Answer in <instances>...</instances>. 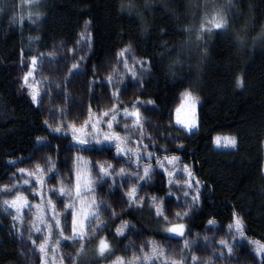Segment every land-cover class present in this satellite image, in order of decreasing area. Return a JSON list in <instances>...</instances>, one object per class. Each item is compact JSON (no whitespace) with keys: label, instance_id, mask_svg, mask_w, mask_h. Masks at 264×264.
<instances>
[{"label":"trees","instance_id":"obj_1","mask_svg":"<svg viewBox=\"0 0 264 264\" xmlns=\"http://www.w3.org/2000/svg\"><path fill=\"white\" fill-rule=\"evenodd\" d=\"M39 4L38 22L25 19L17 24L10 23L11 17L20 15L22 7L25 16L31 10L25 0L0 4V182L14 162L42 153L53 155L58 165L71 162L65 155L71 138L49 130L48 106L43 110L32 104L23 77L33 51L74 48L88 24L91 43L83 75L71 76L69 81L66 75L58 78L71 101L67 118L84 113V106H94L95 92H89V86L96 68L130 46L147 66L135 99L145 106L141 111L148 150L158 159L180 157L179 164L191 168L201 185L200 203L174 223L157 217L149 203L121 214L117 205L127 198L121 190L102 185L96 193V200L104 201L101 230L83 241L85 255L73 264H110L115 256L129 257L148 241L181 243L205 232L209 220L217 233L224 234L233 224V213L242 222L245 241L264 245V0H235L223 13L226 24L211 31L210 0H39ZM237 76L242 78V88L236 87ZM188 87L202 99L197 107L198 128L186 135L170 126L169 120ZM52 98L63 105V97ZM216 135L235 137V149L216 150ZM113 152L108 148L83 153L92 162L112 163ZM150 166L156 170L141 192L163 199L168 194L167 180L155 162ZM113 209L119 218L112 217ZM123 222L134 227L117 236L116 228ZM177 223L185 225L183 238L166 232ZM13 224L0 198V264H24ZM101 237L107 238L115 256L96 255ZM240 253L250 258L251 247L243 244ZM34 259L38 264V256ZM258 264H264V257Z\"/></svg>","mask_w":264,"mask_h":264},{"label":"rangeland","instance_id":"obj_2","mask_svg":"<svg viewBox=\"0 0 264 264\" xmlns=\"http://www.w3.org/2000/svg\"><path fill=\"white\" fill-rule=\"evenodd\" d=\"M234 1L235 0H210L209 8L211 10L209 11L207 22H209L214 15L221 14L223 16L224 15L223 13L230 10ZM90 43L91 40H90L89 27L88 24H86L83 27L79 36L78 43L74 48L67 49L64 47H57L46 53L33 51L30 60V66L26 73H28L29 70L32 69V75L29 77V83L32 84L34 87H36L37 90L40 92V97L38 98L39 100L38 105L41 107V109L44 110L48 106L47 123L50 125V128L54 129L57 126H61V125H75L77 128H80L84 125L86 120L91 119L94 122L97 118H101L103 121L101 128L103 131H107L108 130L107 120L110 119V117H103L102 114L105 112H110V110H112L113 108L114 103H116V101L112 99V92L119 89L120 90L118 92L119 105H122L124 107H129L130 110L132 103L137 101L135 99L136 92L140 86V82L142 81L143 78H145L147 74L146 62L137 59L133 54L132 50L130 52L124 53V55L122 56L119 55L120 53L123 52L124 50L123 49L122 51L113 54L106 63L102 64V66L96 68L95 70L96 75L89 86L90 88L89 92H91V90H94L95 92V102L93 104L94 106H89V105L86 107L84 106V113L82 114L72 113L71 118H67L66 107L71 101L67 100L68 97L64 94L63 90L66 89L64 88L65 83L63 82V84L61 85V80L58 78L60 76L62 77L66 75L67 76L66 81H69L71 76L83 75L82 65L85 61L87 54L89 53ZM33 57L37 59V63L35 66L31 64ZM118 60L121 61L119 64L117 63ZM124 61H127L128 64L127 69H125L124 67ZM74 64L77 65L76 70H73L72 68ZM114 68L118 69L120 76L124 77L123 81L116 80V89H113L106 84V81L108 80V77L112 74V70ZM133 71L137 73V76L139 77V81L133 79L132 77ZM23 86H24V82H23ZM26 90L29 95V91L27 88ZM181 94L179 96L175 109L181 103ZM54 95H56V97L59 96L63 97V103H62L63 105H61L60 102L53 103V101L50 100V98L54 97ZM50 102L52 103L50 104ZM198 105L199 102L197 104V107ZM141 107L143 108L145 106L140 102L139 111L141 112V127L143 131L142 138L140 136V130L139 129L133 130L132 128V126L134 125V120L132 118H125L123 116V107L120 108V114L117 116V121L114 124V130L117 131L121 136H125V135L130 136V142L126 145V147L133 148L135 151H140L143 153V156L140 161L141 164L140 174L143 175V167L149 166L150 162L152 161L155 162L156 165L157 158L153 156V158L149 160L146 155V153L150 151L148 150L149 142L146 143L147 134L146 132H144L145 118L144 116H142ZM148 107H146V109ZM175 109L169 120V125L180 130L186 135L190 134L187 130H184L183 128L175 124ZM126 124L128 125V129H129L127 131L125 130ZM88 130L90 129H86V131ZM195 130L196 129H193L191 132ZM63 132H68V129L63 128ZM59 135L68 136L71 138L70 133L68 135H64V134H59ZM217 136L221 138L233 137L230 135H216L215 137ZM100 138L102 139V136ZM77 147L78 146L71 139V144L68 146V153L65 154L66 157L69 159V161H71L68 164H66L64 161L65 164L61 165L60 163V165H58L53 155H48L47 152L42 153L31 160H25L20 163L14 162L11 166V170L8 173V175L0 182V189H3L6 186L11 188L12 185L15 184L20 189L27 188L28 191H26L24 194L26 196L31 197L32 191H40L41 189L39 186L35 185L34 178L29 179V177H27L26 175L22 176L19 173V168H24L26 169V171H30L35 174L38 168L47 169L52 165H54L55 169L53 173H48V172L44 173L46 182L43 190L46 193L45 198H47V195L49 194V189H58L60 187L61 179H63L65 184H67L70 174L73 176V184H74V174L78 166L81 167L82 171L88 170L87 167H84V165L92 161L88 159L83 152H88L94 149L98 153H100L103 152L105 149L110 148L114 150L113 157L115 154L114 147L112 145H107V144L93 145L91 149H85L83 151H77ZM213 147L216 150H234L236 146L234 148L225 147L223 146V139H222L221 146L217 147L213 143ZM77 157H81L82 159L77 160ZM63 160H65L64 156L62 157V162ZM101 160L103 159H98L96 164L106 163L105 161H101ZM117 160H119L120 162H117ZM124 160H126V157L114 159L112 163H106V164L114 165L116 172H118L121 167H124L126 172H133V167H130L127 163H124ZM160 160H163V158H161ZM49 161L52 162V165L49 164ZM166 168L169 172L173 173V175L166 177L163 174V171L158 168L167 180L168 194L165 198L157 200V205H160L161 202H163L162 207L164 210V216L167 217V221H165L163 217L160 218H162L166 223H174L184 219L185 218L184 213L189 214V212L195 209L197 205H195L191 210L188 209L185 204V198L183 196V191L185 189L177 187V185H184L188 182V177L184 176L182 171L183 165L179 163L177 166L166 164ZM262 174L264 176V163H263ZM92 178L95 179V176H93ZM24 179H29V185H23ZM169 180H171L172 182L170 187L168 185ZM149 182H150V178L147 182H140L139 185H137L129 181L127 177L121 179V177L117 176L115 179V187H110V185L113 183L110 179H107L106 183H104L103 185L105 187H108L109 189L117 188L118 190L122 191L121 193L123 195L128 189L138 186L139 187L138 194L140 196H143V193L141 192L142 188L143 186L147 185ZM191 182L193 183V194H195L196 180L193 178ZM122 183L125 185V187L120 186ZM169 192H171V195H169ZM0 198L3 203L5 199L10 200L12 197L10 195H5L3 192H0ZM53 199L54 202H56V198ZM187 199L190 202L191 195ZM39 202H40L39 197H36L35 199H30V203L32 204ZM97 203L99 202L97 201ZM58 211L64 214L62 204L58 206ZM177 213L181 214L182 217L181 219H177L176 216ZM12 214L15 215V212L13 211ZM32 215L33 212H28L27 216H25L23 220L18 219L15 222L21 241V251H22L21 256L23 257L24 264H36L34 259L35 256H38L39 258L38 264H41L42 254L38 249H39V244L43 241L38 238V234H36L34 231H31V220L29 219V217ZM91 223L92 225L99 226L101 228L103 221L102 220L100 221V219H98V220H93ZM126 231L127 228L124 230V234L126 233ZM58 232L59 230H54V235L51 240V247H48L46 249V260L48 261V264H73L81 242L74 243L70 240H63L62 238L59 237ZM86 232H87V226H86ZM94 234L96 233H93L92 235H86L85 239L92 237ZM65 235H71L70 230L68 233H65ZM34 239L36 240L35 245L32 243ZM57 239L60 240L58 246L55 243ZM185 240L193 241L192 245L188 249H184L183 247ZM185 240L181 243H168V242L160 243L157 241L154 242L157 244V246L162 247L169 257L179 259L181 253H183V255L187 260V264H193L191 260V257L193 255L197 257V264H209V262L210 264H258L260 259L264 257V252H262L260 255H257L258 244L245 241L243 236H240L235 232L234 228H232V230L230 231V227L224 234H219L214 230V225L208 224L207 230L205 232H203L202 234H192ZM221 240H225L228 242V245L231 247V252H229L228 248L220 244ZM149 242L152 241H148V243L145 246L138 248L137 251H132L131 252L132 255H129V257L127 258L131 259L134 253L137 255H141L142 249L145 252L149 251L151 248ZM243 244H246L251 247L252 256H250V258L247 255L240 253V249ZM52 247L56 248L55 253L52 252ZM110 264H112V262ZM156 264H163V259L157 260Z\"/></svg>","mask_w":264,"mask_h":264},{"label":"snow or ice","instance_id":"obj_3","mask_svg":"<svg viewBox=\"0 0 264 264\" xmlns=\"http://www.w3.org/2000/svg\"><path fill=\"white\" fill-rule=\"evenodd\" d=\"M27 6L30 11H28L27 16L23 14V7L21 8L20 15H13L11 17L10 23L17 24L18 22L22 23L25 19L31 21L32 23H36L40 20L41 14L36 11L39 8V0H25ZM3 3V0H0V4ZM122 10L125 7L121 6ZM133 6L131 4L127 5V9L129 12L132 11ZM0 12H3L0 9ZM211 30H220L226 24L223 16L221 14L214 15L209 21ZM203 28V26H202ZM131 47L124 49L122 53L119 55H124V53L130 52ZM121 61H117L119 64ZM37 63V59L33 57L31 64L35 66ZM125 69L128 68L127 61H124ZM73 70L77 69V65L72 66ZM32 75V69L29 70L23 77L24 86L29 91V96L31 102L34 106H38L40 97V92L29 83V77ZM132 77L134 80L139 81V77L135 71L132 72ZM124 77L120 76L119 70L114 68L112 70V74L108 77L106 84L113 89H116V80L123 81ZM236 87L242 88L243 81L241 77L236 78ZM120 90L112 92V99L116 101L114 103L112 110L110 112H105L102 114L103 117H110L107 120V131H103L101 125L103 123L101 118H97L94 122L89 119L86 120L84 125L80 128H77L75 125H61L56 128H50L51 132L56 134H71L72 141L78 146L77 151H83L85 149H91L93 145H112L115 149V154L113 159L124 158V163H127L130 167H133V172H126L124 167H121L118 172H116L114 165L112 164H96L95 162H88L84 167H87V171H82L81 167H77L74 174V184H73V176L70 174L67 184H65L64 180L61 179L60 187L58 189H49V194L46 197V193L43 188L45 185V177L44 173H53L55 166L52 165V162L49 161V164L52 165L47 169H37L36 173L26 171L24 168H19V173L22 176H27L29 179L34 178L35 185L40 187V191H32L31 197L26 196L24 193L28 191L27 188L20 189L15 184L12 185L11 188L4 187L0 189V192H3L5 195H10L12 198L5 199L3 201L4 211L8 212L9 215L12 216V220L14 222L13 227H15V222L20 219L23 220L25 216H27L28 212H33V215L29 217L31 220V231H34L38 234V238L43 242L39 244V251L41 255V264H48L46 260V249L51 247V240L54 235V230H59L58 235L63 240H70L72 242H81L79 250L77 251L76 258L79 259L85 255V244L82 241L85 240L86 235H92L93 233L98 234L101 228L99 226L92 225L93 220H98L101 214V206L104 204V201H100L97 203L96 193L98 188L102 187L104 183H106L107 179H110L113 183L110 187H115V179L117 176L121 177V179L127 177L129 181L134 184L139 185L140 182H147L153 172L156 170L153 167L144 166L143 167V175L140 174V161L143 156V153L140 151H135L133 148L126 147V145L130 142V136L125 135L121 136L117 131L114 130V124L117 121V116L120 114V108L123 107V116L125 118H132L134 120V125L132 126L133 130L139 129L140 136L143 137V131L141 127V112L139 111L140 101L137 100L132 103L131 110L129 107H124L119 105L118 102V92ZM152 103V102H149ZM197 104L198 101L193 96V94L189 91H184L181 94V103L175 109V124L187 130L189 133L193 129L198 128V112H197ZM91 111V109H90ZM47 125V122H45ZM63 128H67L68 132H63ZM86 129H90L86 131ZM125 130L128 129V125H125ZM102 136V139L100 138ZM225 147H235L236 139L235 137H224L221 138L219 136L213 138V143L219 147L222 145ZM147 147V146H145ZM147 158L151 160L154 156V153L147 152ZM82 159L81 157H77V160ZM180 161V157L178 156H167L165 155L163 160L156 159V166L160 170L163 171V174L166 177L173 175V173L169 172L166 168L167 165L177 166ZM117 162H120L117 160ZM98 169V171H97ZM183 174L188 177V182L184 185H177V187L185 189L183 191V196L185 198V204L188 209H192L195 205L199 204L201 201V185L199 181H196L195 184V194H193V183L191 182L192 170L187 165L183 166ZM134 173V174H133ZM95 176V179L92 177ZM29 179L23 180V185H29ZM171 180L168 181L169 187L171 186ZM121 187H125L122 183ZM139 187H132L128 189L124 196L127 197L126 201H124L123 197L121 198L122 202L117 205L120 207L121 214L129 213L135 209L142 207L143 204L149 203L151 207L155 209L157 217H163L165 221H167V217L164 216V210L162 207L163 202L160 205H157V200L160 198L157 196H140ZM171 195V192H169ZM191 195V201H188V197ZM36 197L40 198L39 203L32 204L30 203V199H35ZM56 198V202L54 199ZM63 205V213L58 211V206ZM125 204L127 205L125 207ZM27 210V211H26ZM106 210V209H105ZM15 212V215H12V212ZM50 214V215H49ZM112 217L119 218L115 209H113L111 213ZM188 213H184V217L186 218ZM177 219H181V214H176ZM63 221V222H62ZM209 225H212L214 221L209 220ZM87 226V232H86ZM106 227V225H104ZM128 227H134L130 225L128 222H123L119 227L116 228V235L122 236L124 234V230ZM232 228L235 229V232L240 236H243V225L239 217L233 213V224L230 225V231ZM70 230L71 235H65ZM166 232L169 234H173L175 236H179L181 238L184 237L185 234V225L183 223L174 224L166 229ZM207 239V238H205ZM32 243L35 245L36 240L34 239ZM56 245L58 246L60 240H56ZM151 248L149 251L145 252L143 249L141 250L142 254L137 255L133 254L131 259H128L126 256H115V253L111 249V245L106 237H101L98 241L96 247V255L101 258H108L115 256V259L112 260V264H156V261L159 259H163V264H187V260L183 253L179 256V259H175L169 257L168 254L162 247L157 246V244L152 241L149 242ZM193 241L185 240L184 241V249L190 248ZM220 244L224 247L228 248L229 252H231V247L228 245V242L225 240H221ZM56 248L52 247V252L55 253ZM126 251V249H125ZM264 252V245L257 246V255H260ZM193 264H197V257L193 255L191 257ZM210 264V262H209Z\"/></svg>","mask_w":264,"mask_h":264},{"label":"clouds","instance_id":"obj_4","mask_svg":"<svg viewBox=\"0 0 264 264\" xmlns=\"http://www.w3.org/2000/svg\"><path fill=\"white\" fill-rule=\"evenodd\" d=\"M261 35H264V28L261 29ZM238 77V76H237ZM236 77V78H237ZM240 77V76H239ZM184 91H189L193 94V96H195V98L197 99L198 102L201 101L202 97L199 95L198 91L193 90L191 87L186 88Z\"/></svg>","mask_w":264,"mask_h":264}]
</instances>
